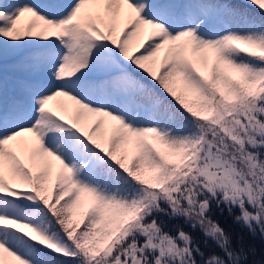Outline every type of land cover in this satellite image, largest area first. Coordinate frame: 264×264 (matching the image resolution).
Instances as JSON below:
<instances>
[{"label": "snow or ice", "instance_id": "1", "mask_svg": "<svg viewBox=\"0 0 264 264\" xmlns=\"http://www.w3.org/2000/svg\"><path fill=\"white\" fill-rule=\"evenodd\" d=\"M214 207L264 239V0H0V264H249Z\"/></svg>", "mask_w": 264, "mask_h": 264}, {"label": "trees", "instance_id": "2", "mask_svg": "<svg viewBox=\"0 0 264 264\" xmlns=\"http://www.w3.org/2000/svg\"><path fill=\"white\" fill-rule=\"evenodd\" d=\"M146 42V39L143 41ZM67 118V116H66ZM109 129V128H108ZM110 133H108L109 135ZM56 171V166L53 167V172ZM84 202L80 203V207L76 210V214L74 215V219L79 215L80 212L84 211V209L90 206V201L84 197ZM63 203V202H62ZM211 219L217 222L226 232H228L232 238L234 243L242 242L245 248H253L255 249V256L249 257V264H252L253 261L256 264H260L262 260H264V239H262L257 233L255 236L251 235L248 230L242 227L240 224L234 222L233 215H230L227 210L221 211L219 209H215L210 214ZM178 223L183 227L185 232H188L192 235L196 241L203 247L204 236L203 233L198 229H193L190 225L184 224L183 221H178ZM166 231L168 229H165ZM211 243V241H209Z\"/></svg>", "mask_w": 264, "mask_h": 264}, {"label": "rangeland", "instance_id": "3", "mask_svg": "<svg viewBox=\"0 0 264 264\" xmlns=\"http://www.w3.org/2000/svg\"><path fill=\"white\" fill-rule=\"evenodd\" d=\"M28 19H30V17H28ZM23 21H24V23H23ZM22 23H23L24 26L27 25V18L26 17L21 18V21L18 23V27H22ZM120 27H122V22H121V26ZM145 39L146 38L142 36V37H139L137 41H134L133 42V45L131 46L132 50H135L136 45H137L138 42H143ZM142 50L143 49H140V51H142ZM136 54H139V53L137 52ZM58 99L60 100V102L63 105H65V108H66L65 114H66L67 118H71V116H72V109L70 107V102H68L67 100H65L62 97H60ZM83 123H84V127L86 128V130H88V129H91L94 126L95 120L94 119H89L87 121H84ZM108 133H110V130L108 129V126L106 124L104 126V136H105V140L108 137ZM83 200H84V197H81L80 203H83L84 202Z\"/></svg>", "mask_w": 264, "mask_h": 264}]
</instances>
